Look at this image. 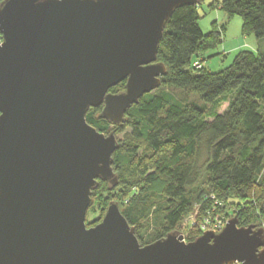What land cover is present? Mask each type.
I'll return each instance as SVG.
<instances>
[{"label": "water", "instance_id": "water-1", "mask_svg": "<svg viewBox=\"0 0 264 264\" xmlns=\"http://www.w3.org/2000/svg\"><path fill=\"white\" fill-rule=\"evenodd\" d=\"M199 2L0 3V264H264V229L235 218L218 234L185 243L174 231L143 246L116 202L85 225L99 183H118V141L88 110L122 126L167 74L157 54L172 13Z\"/></svg>", "mask_w": 264, "mask_h": 264}, {"label": "trees", "instance_id": "trees-1", "mask_svg": "<svg viewBox=\"0 0 264 264\" xmlns=\"http://www.w3.org/2000/svg\"><path fill=\"white\" fill-rule=\"evenodd\" d=\"M216 7L227 20L241 19L243 36L264 40V0H213L210 9ZM197 8L172 13L157 54L167 74L127 110L122 126L99 118L100 109L85 116L105 135L129 130L128 141L118 142L112 155L118 183L106 186L129 197L119 210L141 246L176 231L185 215L212 204L211 197L240 201L237 226L261 228L248 212L264 203V51H240L215 73L193 68L192 59L215 47L222 34L202 33ZM123 90L120 83L109 92ZM190 234L189 241L199 236Z\"/></svg>", "mask_w": 264, "mask_h": 264}, {"label": "rangeland", "instance_id": "rangeland-1", "mask_svg": "<svg viewBox=\"0 0 264 264\" xmlns=\"http://www.w3.org/2000/svg\"><path fill=\"white\" fill-rule=\"evenodd\" d=\"M217 1L219 2L222 0H217ZM212 2H213V0H202L200 5H197L198 6V8H197L198 14L203 17V19L199 21V26H200V29H201L203 34H206L208 31L207 27L210 26V20L209 19L211 17L212 18L215 17V12L213 10L209 9V11H207V13H206V9L208 8V6L210 4H212ZM204 12H205L206 16H203ZM225 26H226V31H225L226 39L231 40L236 36H242V21L240 18H238V17L230 18V20H228V22ZM214 27L218 31H221V32L223 31L222 27L219 28L216 23L214 24ZM220 40H221V38H220ZM263 49H264V43H263ZM218 51H219V49L215 50V51H213V50L209 51L207 53L208 57L207 56L205 57L206 61L203 62L204 65L206 62L208 63L205 66L206 70L213 72V73L221 71V70L229 67L232 64V61H233L235 55L239 52V51L238 52H230L227 55H223V54L213 55V54L218 53ZM247 51H249V50H247ZM250 52H252V51H250ZM196 63H198L201 67V64L199 62H196ZM207 67H209V68H207ZM224 106L225 105H222V109L224 108ZM112 130H113V127L110 129V131H112ZM128 136H129V130L126 128H124L122 132L115 131V137L119 143H123V142L128 141V138H129ZM106 184L107 183H105V182L101 183L99 185V188L94 192V194L91 198V202H90V205L88 207V210L86 213V218H85V225L87 228L93 227L100 222V220L104 214L105 207H106L107 203H110L112 201L117 202L120 210H122L124 208L125 201L129 198L128 196L122 195V193H120L121 191H120V189H118V187L115 188L114 190H112L111 192H108ZM161 188H162L161 186H158L157 189L154 188V191L156 193H158L159 191H161ZM133 192H135V191H133ZM213 198L211 197L212 204L209 203V206L207 208H200V209L197 208L192 213L185 215L183 217V219L181 220L176 231L179 232L183 236L188 235V237H190L189 240H191L192 238H194V236H193V234H189V232L192 228L191 225L193 222L194 223L195 222L203 223L206 220H210L211 222L218 221L219 223H221V225H223V228H224L225 224L230 219H233L234 217H239L238 213L241 210H243L242 209V207H243L242 203H238L240 201H238L236 199H228V202L227 201L220 202L219 200H216L215 198L214 199ZM256 207H257L256 209L252 210L253 211L252 215L248 211H245V213H247V212L249 213L250 221L259 222L261 228L264 229V203H263V205L260 204V205H257ZM190 215H193V217H194V215H196L195 221H193V217L191 218ZM238 227H241V226L239 225ZM201 235L199 234V236H201ZM199 236H196V238H198ZM185 240H186V243L191 242V241H188V238H186Z\"/></svg>", "mask_w": 264, "mask_h": 264}, {"label": "crops", "instance_id": "crops-1", "mask_svg": "<svg viewBox=\"0 0 264 264\" xmlns=\"http://www.w3.org/2000/svg\"><path fill=\"white\" fill-rule=\"evenodd\" d=\"M209 9H210V5L206 9V13H207V11H209ZM210 10H213L215 12V17L214 18L211 17L209 19L210 20V26L207 27V30H208L207 33H209L212 30H215L214 24L216 23L219 28L222 27V29H223L222 34H221V40L219 41V43L215 47L206 49V50L202 51L198 55V57L193 58L192 63L199 62L201 64V67L206 69L205 66L208 63L206 62L204 65L203 62L206 61L205 57L207 56V53L209 51H212V50L215 51L218 49H219L218 53L215 52L216 54H213V55H219V54L227 55L230 52H238V51L240 52V51H247V50L252 51L253 53H255L257 51H261L263 53L264 41L263 40L256 41L255 38H253V36H251V35L236 36L231 40L226 39V37H225L226 26L225 25L228 22L226 15L221 11V9L219 7H216V8L210 9ZM203 16H206L205 12H204ZM202 19H203V17L199 15V21ZM199 28H200V26H199ZM207 68H209V67H207Z\"/></svg>", "mask_w": 264, "mask_h": 264}, {"label": "built area", "instance_id": "built-area-1", "mask_svg": "<svg viewBox=\"0 0 264 264\" xmlns=\"http://www.w3.org/2000/svg\"><path fill=\"white\" fill-rule=\"evenodd\" d=\"M0 43H1V37H0ZM192 67L195 69H198V68H200V65L198 63H193ZM190 216H191V218L193 217V215H190ZM195 216L196 215H194V217H193V221H195ZM193 223L191 225L192 228H191L190 232L194 230V226H198L197 232H199L200 235L205 233V232H208V231H211L215 234H218L223 229V225H221V223H219L218 221L211 222L210 220H206L203 223H197V222H195L194 224ZM190 232H189V234H190ZM182 237H183V241L185 243H186V240H185L186 238H188V241H189L190 237H188V235L187 236L182 235Z\"/></svg>", "mask_w": 264, "mask_h": 264}, {"label": "bare ground", "instance_id": "bare-ground-1", "mask_svg": "<svg viewBox=\"0 0 264 264\" xmlns=\"http://www.w3.org/2000/svg\"><path fill=\"white\" fill-rule=\"evenodd\" d=\"M198 231V226H194V232Z\"/></svg>", "mask_w": 264, "mask_h": 264}, {"label": "snow or ice", "instance_id": "snow-or-ice-1", "mask_svg": "<svg viewBox=\"0 0 264 264\" xmlns=\"http://www.w3.org/2000/svg\"><path fill=\"white\" fill-rule=\"evenodd\" d=\"M3 2V0H0V3H2Z\"/></svg>", "mask_w": 264, "mask_h": 264}]
</instances>
